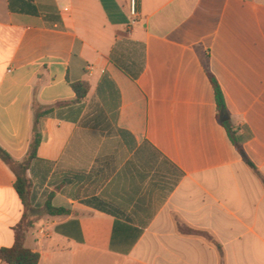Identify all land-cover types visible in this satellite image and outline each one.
<instances>
[{
	"label": "crops",
	"instance_id": "1",
	"mask_svg": "<svg viewBox=\"0 0 264 264\" xmlns=\"http://www.w3.org/2000/svg\"><path fill=\"white\" fill-rule=\"evenodd\" d=\"M130 1L0 0V146L21 161L39 133L35 203L70 212L25 246L39 264H264V0H138L134 26ZM15 183L0 158V250Z\"/></svg>",
	"mask_w": 264,
	"mask_h": 264
},
{
	"label": "trees",
	"instance_id": "2",
	"mask_svg": "<svg viewBox=\"0 0 264 264\" xmlns=\"http://www.w3.org/2000/svg\"><path fill=\"white\" fill-rule=\"evenodd\" d=\"M210 81L215 94V101L217 105V115L221 120L227 114V106L223 91L217 80L211 75ZM73 91L76 94V101L85 100L90 92V85L87 82H77L72 84ZM50 113V110L37 113V123L39 120ZM223 126L227 129L229 137L236 146L238 152L243 155L247 164L254 168L253 163L248 157L239 142L238 132L230 121L223 122ZM41 144V135L36 133L28 154L26 157L17 161L0 146V158L11 167L16 175L15 188L20 196L25 207L22 221L14 228L15 243L11 248H3L0 250L1 264H39L40 254L33 252L25 246L27 234L32 230L38 220L44 216L59 217L69 215V211L64 208H57L53 206L52 200L54 193L49 194L47 199L41 203H35L36 195L32 181L28 177V171L32 164L38 159L37 154Z\"/></svg>",
	"mask_w": 264,
	"mask_h": 264
},
{
	"label": "built area",
	"instance_id": "3",
	"mask_svg": "<svg viewBox=\"0 0 264 264\" xmlns=\"http://www.w3.org/2000/svg\"><path fill=\"white\" fill-rule=\"evenodd\" d=\"M130 15H131V25L134 26L138 23L140 13L138 9V0L130 1Z\"/></svg>",
	"mask_w": 264,
	"mask_h": 264
},
{
	"label": "rangeland",
	"instance_id": "4",
	"mask_svg": "<svg viewBox=\"0 0 264 264\" xmlns=\"http://www.w3.org/2000/svg\"><path fill=\"white\" fill-rule=\"evenodd\" d=\"M36 191L38 192V190H36V188H35V189H34L35 194H36ZM43 196H44V198H43ZM47 197H48V194H47V196H45V195L43 194V195H41L40 199H41V200H42V199L46 200ZM40 202H41V201H40ZM37 204H38V203H37Z\"/></svg>",
	"mask_w": 264,
	"mask_h": 264
},
{
	"label": "water",
	"instance_id": "5",
	"mask_svg": "<svg viewBox=\"0 0 264 264\" xmlns=\"http://www.w3.org/2000/svg\"><path fill=\"white\" fill-rule=\"evenodd\" d=\"M229 116H226L225 118H223V120H222V122H227V121H229Z\"/></svg>",
	"mask_w": 264,
	"mask_h": 264
}]
</instances>
